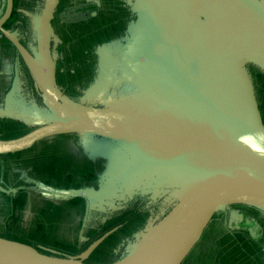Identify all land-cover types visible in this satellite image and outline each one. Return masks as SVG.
Segmentation results:
<instances>
[{"label": "water", "instance_id": "95a60500", "mask_svg": "<svg viewBox=\"0 0 264 264\" xmlns=\"http://www.w3.org/2000/svg\"><path fill=\"white\" fill-rule=\"evenodd\" d=\"M57 4L42 0L25 46L3 27L13 6L4 0L0 35L17 50L14 65L21 59L39 101L24 96L18 80L8 88L3 116L32 128L0 138V155L72 134L88 159L105 158L96 188L50 189L85 200L81 230L97 213L147 202L144 225L103 264H182L213 215L231 204L264 216V158L238 139L264 132L250 72L264 74V0H123L126 32L110 42L115 50L95 46L93 79L75 98L55 78ZM128 81L137 93L116 98ZM77 258L0 236V264H89Z\"/></svg>", "mask_w": 264, "mask_h": 264}, {"label": "rangeland", "instance_id": "374dc122", "mask_svg": "<svg viewBox=\"0 0 264 264\" xmlns=\"http://www.w3.org/2000/svg\"><path fill=\"white\" fill-rule=\"evenodd\" d=\"M76 2L78 3L76 5H84L82 0H76ZM108 2L109 1H104V4H107ZM18 5L19 3H17V6ZM122 7L125 8L124 5L117 7V10L122 9L121 14H118L117 20H114V22L111 23L110 20L108 22H105L106 25H104L106 26V30H103L102 25L98 27L100 30L97 33L100 34L101 32L102 42L107 43V45L101 44L102 46L98 48V51H103L102 47H109L110 50H115L116 45H112L110 42L118 40L123 36L124 31L126 32L127 27L125 23L128 16H125V10ZM83 9L84 7H78L74 9V11L71 13L72 18H75L74 14L77 12V10H79V12L81 13ZM22 11L24 12L27 19L22 20L21 22H24L25 24V22L28 21V25L30 27V16L37 13V11H39V7L35 11L31 12V14L27 13L28 11L25 9H22ZM16 20L14 18L13 21ZM113 23L119 25L118 30L120 32L119 34H114L110 37L111 32H115L117 30L115 29L113 31H110L112 27L111 24ZM74 24L76 23H64L59 25L56 22H53L51 24L53 33L56 35L55 52L59 53V55H56L55 57L56 82L61 91L70 98H75L80 95L81 91L85 89L89 82L93 79V65L95 63L96 57L94 48L97 45V43H94V45L87 51V54H84V50L81 49V47L87 44H83L86 39H83V41H81L83 46L81 45L80 47V44L74 40H81V38L77 36H74L73 38L70 36V32L71 34L75 33L73 31ZM78 24H80L81 26L82 24L87 23L79 22ZM94 25L98 26L99 24L96 23ZM65 27L66 29H64ZM91 27H93L92 23ZM91 36L92 33L89 34L90 38H92ZM96 37L98 36H95L94 38ZM70 41L72 42V45L69 44ZM32 42V40L26 41L25 46L30 45ZM1 45L6 46V44L3 43H1ZM27 47L30 48V46ZM5 51L10 53L7 47ZM8 53H6V55ZM11 58H6V63L3 64L2 67H0V69H3L6 74V78H4L6 82H0V84L4 85V87L0 91L1 139L17 137L32 128L27 126L20 120L13 119L8 116H3L5 93L8 91V88H10L13 83L16 84V80H18L20 81V86L22 87V93L24 94V96L29 93L30 96L28 95V99L33 97L37 102L39 101V97L37 94L38 90L35 89L33 81L26 71V68L22 66L20 62L18 63V65H14L17 56L13 58L14 62ZM83 59L89 60L86 66H83L82 64ZM250 72L252 73L255 91L257 93L258 107L260 110L261 119L264 123V92L261 94L259 90L260 85L264 84V74L259 73L255 70H251ZM116 105L119 104L112 103L108 104L107 106L121 107V105ZM127 108V106H124L123 109L127 111ZM62 137H50L47 139H42V141L40 140V142L38 141L37 143L33 144L31 146L32 148L29 149L30 151L24 150L15 156L3 155L2 162H4V164L18 169L22 167L25 169V171L23 170L24 174L22 176H18V171H14L12 173L8 171L6 173V181L10 182L6 183L13 186L21 184L19 186H22L24 183H26L24 178L30 179L28 177H36L35 174L37 173L32 174V171L36 170L40 174V180L43 176V178L49 182H47V184H50V186L52 185L53 187H55L56 185L57 188H59V186H64L62 188H68L70 190H77L79 188H96L97 181L99 180L98 174L103 171L106 159L103 157H96L94 160L88 159L87 156L83 154L81 148L77 146L75 140L76 138L74 135L72 136V142L69 143V147L60 148L61 146L65 145H62V141H57L55 139L60 140L62 139ZM39 147H41V150L43 152H33L34 149H37ZM73 148L79 155H81L85 159L83 160L84 162L86 161L85 165L81 164V156H79V164L76 161L77 156L73 159L70 158L71 154L74 153ZM91 148L96 149V144H94V146H91ZM102 150L105 151L104 149ZM65 168H69L70 175L67 177L70 178L66 181H61L59 180L61 179V177L55 172H59L60 175H65L67 173L64 172ZM52 171L56 176L55 178L52 177V174L50 173ZM78 172H82V174L77 176L76 179L75 173ZM70 183H72L73 185H70ZM27 185L29 187V183H27ZM23 188H25V186H23ZM33 192L34 191L30 189L19 190L14 195L13 206H11V210L0 211V216H5L1 222L9 223L7 226H5V223H2L4 224L5 229H3L2 224L0 225V233L2 237L26 243L45 254L57 256H75L78 257L77 259L83 260L89 264H103L112 262L118 259L120 255L124 253V246L127 241L123 245V249H121L120 247L112 249L110 248L113 244V239H111L110 236L114 232L110 233L102 240H100L89 254L85 252V249H87L93 242V235H91L92 230L90 229H88L87 231H84L85 229L81 230V228L83 227V218L85 213L84 199L80 197H75L74 199L75 202H73V204L76 205V208L79 211L78 216H76V226H78L79 230L76 229V235H71V231L69 232V230L67 229V218L65 216V213L62 212L63 206H67L68 203L60 199L38 197L32 195ZM31 196L32 209L30 208L29 202ZM24 203H26V208L22 210V204ZM40 205H45L52 209H56L52 212L47 210L46 208H38ZM238 207L245 208L247 210V214L249 215H251L250 213L255 214L257 216V219H259L263 223L264 216H262L258 210H255L254 208L246 206L244 204H231L225 210L213 215L211 220L212 222L211 224H209L210 226H207L203 233L208 231L207 233H205V235H208L210 233V229L216 223H219L218 219L221 215H228L234 212H238V210L241 209ZM37 209L38 211H41V214L38 213ZM130 210H134L137 212L135 214H129L128 212ZM139 210L140 209L137 210L136 207L129 208L124 210L125 212L122 211L123 213L118 216L120 218L127 219V222L122 226V228L126 227L125 230L131 229V234L141 225H144L143 223L148 216L145 212H140ZM233 229L235 228H231L229 229V231H227L228 237L230 239V244H219L216 240L217 248L215 251H217L216 254L218 255L219 262L222 264H264V232H262V238L257 239L256 236H258V234L256 236H252L251 233L249 234L248 232H246L247 230H245L246 234L230 232ZM67 230L69 232L67 234L68 237L63 238L64 235H66ZM118 230L120 232L122 231V229ZM212 234H214V232H211L210 235ZM247 236L250 237V240ZM69 240H74L77 242L84 241V243L77 245L76 242L71 243ZM224 242H226V240H224ZM262 245L263 249H261ZM197 255V252L188 254V256L183 260L182 264H196L198 259L194 257Z\"/></svg>", "mask_w": 264, "mask_h": 264}, {"label": "flooded vegetation", "instance_id": "af4514ba", "mask_svg": "<svg viewBox=\"0 0 264 264\" xmlns=\"http://www.w3.org/2000/svg\"><path fill=\"white\" fill-rule=\"evenodd\" d=\"M104 1H109V2L107 4L106 3L104 4ZM104 1L103 0H101V1L100 0H82L84 5H76V4H78L76 2V0H58L57 7L54 9V14H53V17L51 20V24L53 22H56L59 25L64 24V23H66V24L67 23H76L73 26V31L75 33L71 34V32H70V36L73 38H74V36L81 38V40H79V39L74 40L80 44L79 45L80 47H81V45L83 46V44L87 43V44H85V46L81 47V49L84 50V54H87V51L94 45V43L100 44L102 42L101 32H100V34L97 33L100 30L98 27L100 25H102L103 30H106L105 22H108L109 20H110V23L114 22V20H117L118 14H121V11H122V9L117 10V7L123 6L122 5L123 0H111V1L110 0H104ZM17 3H19L18 6H17ZM41 3H42V0H13V6L11 9L9 18L4 22L3 27L8 29L10 32L14 33L23 45H25L26 41L30 40L31 38H30V27L28 25V21H26L25 24H24V22H21L22 20L27 19L24 12L22 11V9L27 10L28 11L27 13L31 14V12L38 9V7H41L40 6ZM78 7H84V9L81 11V13L79 12V10H77V12L74 14L75 18L73 17L74 18L73 19L71 13L74 11V9H76ZM3 8H4V0H0V14H1ZM123 9L125 10V16L127 15L128 17L127 16L126 17L129 18V14L127 13L126 9L125 8H123ZM14 18H15V20L17 18V20L13 21ZM28 20H29V16H28ZM79 22H84V23L86 22L87 24H82L81 26H83V27H81L80 24H78ZM91 23L93 24V27H91ZM96 23H98L99 25L98 26L94 25ZM113 24H111L112 27H111L110 31H113L115 29H117V30L115 32H111L110 37L114 34H119V32H120L118 30L119 25H117V24L113 25ZM64 29H66V27ZM91 33H92V36H91L92 38L89 37V34H91ZM95 36H98V37L94 38ZM83 39H86V40L82 44L81 41H83ZM1 43L6 44V46H2ZM69 44L72 45V42L70 41ZM6 47L10 53L5 51ZM6 53H8V54L6 55ZM16 56L18 58H20L15 47L3 35H0V67H2L3 64L6 63V60H5L6 58L12 57L11 59L14 62L13 58ZM88 61H89L88 59H83L82 60L83 66H86ZM20 63L22 64V66H24L21 59H20ZM5 76H6L5 71H3V69H0V82H6V80L4 79V78H6ZM3 87H4V85L0 84V91ZM0 94H1V92H0ZM72 136L73 135H71V134H63V135H56L53 138L62 137V139H60V140L55 139L57 141H62V145H65V146L60 147V148H62V147H69V143L72 142V140H73ZM30 148H32V147H29L25 150L30 151L29 150ZM22 151H24V150H22ZM22 151L15 152V153H20ZM33 152L41 153L43 151L41 150V147H39L37 149H34ZM73 152L74 153L71 154L70 158L73 159L77 156L76 161L79 164V156H81V155H79L74 148H73ZM3 155L13 156V155H11V153H9L8 155L7 154H3ZM3 155H0V161H2ZM68 159H69V157H68ZM81 159H82L81 164L85 165L86 161L85 162L83 161L85 159L82 156H81ZM3 160H4V158H3ZM2 163L4 164V162H2ZM22 168L18 169V168H15V167H12L10 165L5 164V167L3 168V170H5V172L3 173L4 181H3L2 185L5 187H9V188H17L18 191L30 189V190L34 191L32 193V195L44 198L36 190L34 183L32 181L26 180V178H24V180L26 182L24 184H26V185L23 184L22 186H19L21 184H18L16 186H13V185L6 183V182H10V181H6V173L8 171L11 173L14 171H18V176H21V171L22 170L25 171V169L24 168L22 169ZM64 172H67V173L65 175H60L59 172H55L61 177V179H59L61 181H66L70 178V177H67L70 175L69 174V168H65ZM34 173H37V174H35L36 177H28V178L34 179V180H39V181H42L45 184H47L48 181L45 180L43 178V176H42V179L40 180V174L36 170L32 171V174H34ZM50 173L52 174V177H54V178L56 177L55 174L53 173V171ZM81 174H82V172L75 173V176H76L75 178L77 179V176H79ZM27 183H29V187H28ZM47 185H50V184H47ZM70 185H73V184L70 183ZM23 186H25V188H23ZM62 187H64V186H59V188H62ZM31 198H32V196L30 197L29 202H30V208L32 209ZM74 199L72 198V199L64 200L68 203V205L63 206V208H62V212L65 213V216H66L67 222H68L67 229L69 230V232L71 231L70 232L71 235H73V234L76 235V229H78V226H76L77 225L76 216H78L79 211L76 208V205L73 204V202H75ZM60 202H63V201H60ZM22 205H23V207H22V210H23L24 208H26V206H25L26 203H24ZM11 206H13V200H11ZM11 206L8 210H11ZM38 208H46L47 210L52 211V212L55 211V209H56V208L52 209V208L47 207L45 205H40ZM238 208H241V209H239L238 212H235L234 214H228V215L223 214V215H221L220 218L218 219L219 223H216L210 229V233L208 235H206L205 239L206 238L207 239H213L212 241L215 245H216V240L219 244L224 243V244L228 245V244H230V239L228 237L227 231H229V229H231V228H235V229H233L235 231H233V230L230 231L232 233L246 234L245 230H247L246 232H248L249 234L250 233L252 234L253 232L258 233V236H256L257 239L262 238V232H264V220L262 223V221L257 219V216L255 214L250 213L251 215H249V214H247V210L245 208H243V207H238ZM2 210L3 209L0 208V211H2ZM37 211H38V209H37ZM129 212H128L129 214H135L137 211H134V210L131 211L130 210ZM38 213L41 214V211L39 210ZM60 214H61V212H60ZM118 216H119V214H118ZM118 216L116 215V217H114V218L111 217L110 219H108L104 223L103 226L97 225L98 227L95 226L96 228L95 227L91 228L90 230H92L91 235H93V237H92L93 240H95V238H98V236H100L104 230L106 231V229L107 230L110 229L117 222L121 221L122 219H120V217H118ZM4 217L5 216H3V218ZM231 218H233V219L230 220ZM229 220H230V222H229ZM211 222L212 221H210L209 224H211ZM228 222H229V224H228ZM2 223H5V226H7L9 224L7 222H1L0 221V225ZM209 226L210 225H208V227ZM2 227H3V229H5L4 224H2ZM125 228H122V226H119L117 229L113 230L114 233L111 234V236H110V238L113 239V244L110 247L111 249L117 248V247H120L121 249H123V245L125 244L126 239L130 238V234L132 231L131 229L125 230ZM118 229H122V231L120 232ZM68 230L66 232V235H64L63 238L68 237L67 236V234L69 233ZM211 232H214V234H212L210 237L209 235L211 234ZM110 233H112V232H110ZM0 236H2L1 233H0ZM247 237L250 240V237L249 236H247ZM224 240H226V242H224ZM69 241L71 243L76 242L77 245L84 243V241L83 242H81V241L77 242L74 240H69ZM261 249H263V245L261 246ZM191 253L192 252H190V254ZM197 256H195V257L193 256V257L198 258ZM215 258L217 259V257H215ZM216 263L222 264L219 262V260H218V262H217V260H216V262H213V264H216ZM230 264H235V263H230Z\"/></svg>", "mask_w": 264, "mask_h": 264}, {"label": "trees", "instance_id": "16d2710c", "mask_svg": "<svg viewBox=\"0 0 264 264\" xmlns=\"http://www.w3.org/2000/svg\"><path fill=\"white\" fill-rule=\"evenodd\" d=\"M52 51L53 50L51 49V52ZM57 55H59V53H57ZM259 90H260L261 94L264 92V84L260 85ZM17 154L18 153H11V155H13V156L17 155ZM0 162H1L0 163V208L5 210V211H8V209L11 206V200H13V198H14L13 196L18 192V189L17 188H9V187H5V186L2 185V183L4 181L3 173L5 172V170H3V168L5 167V164H3L2 161H0ZM23 174H24V171L22 170L21 171V176ZM26 180L32 181L34 183V185H35L36 190L41 194V196L46 197L48 199H55L57 197L60 198L59 195H56L55 193H52L50 191V189H53V190H68V188H57V187H53V186L47 185L44 182L39 181V180H34V179H26ZM50 196H52V197H50ZM75 197L78 198V196H72V197L69 196V197H67V199H72V198L74 199ZM67 199L60 198V200H67ZM133 207H136L137 210L140 209L139 210L140 212L143 211V212H145L147 214V211H145L146 209L148 210L147 202L146 201H140L139 198H134L133 200H131L128 203H126V206L124 208L122 207L121 209H118V210L113 211L111 213L105 214V216L104 215L102 216V213L95 214L92 217L91 221L88 223V225L86 227L87 229L84 228L85 229L84 231H86L88 229H91V228H93V227H95L97 225L98 226H103L104 223L108 219H110L111 217L114 218V217H116V215L118 216V214L121 215L123 212H125L124 210L129 209V208H133ZM234 213H232V214H234ZM102 217H104V219H102ZM2 219H3V216H0V221H2ZM120 219H122V220L117 222L110 229H108V230L106 229V231L104 230L103 233L100 236H98V238H95V240H98V239L102 240L110 232H113V230L117 229L119 226H123L127 222L126 218H120ZM232 219L233 218H231L230 220H232ZM230 220H229V222H230ZM229 222H228V224H229ZM207 232H205V233H207ZM205 233H202L199 241L195 244L194 248L192 249L193 251H191V252H197L198 253V256H197L198 257L197 258L198 261L196 262V264H211V263L213 264V262H216V260L218 262V260H219L218 255L216 254L217 251H215L217 247L213 243V241H212L213 239H207L206 238L207 239L206 240L205 237H206L207 234L205 235ZM257 234L258 233L253 232L252 236H256ZM209 236L211 237V235H209ZM95 240H93V242ZM215 257H217V259ZM216 264H218V263H216Z\"/></svg>", "mask_w": 264, "mask_h": 264}, {"label": "clouds", "instance_id": "9594fccd", "mask_svg": "<svg viewBox=\"0 0 264 264\" xmlns=\"http://www.w3.org/2000/svg\"><path fill=\"white\" fill-rule=\"evenodd\" d=\"M137 93V86H134L132 82H123L116 90V98L120 96H133ZM111 99V97L109 98ZM34 115H38L34 113ZM90 117L94 113L88 114ZM118 119H123L119 116ZM243 144H245L251 151L257 154L258 157L264 158V132L248 133L238 138Z\"/></svg>", "mask_w": 264, "mask_h": 264}, {"label": "crops", "instance_id": "0c3cea01", "mask_svg": "<svg viewBox=\"0 0 264 264\" xmlns=\"http://www.w3.org/2000/svg\"><path fill=\"white\" fill-rule=\"evenodd\" d=\"M126 9V8H125ZM127 11V10H126ZM128 12V11H127ZM129 14V13H128Z\"/></svg>", "mask_w": 264, "mask_h": 264}]
</instances>
